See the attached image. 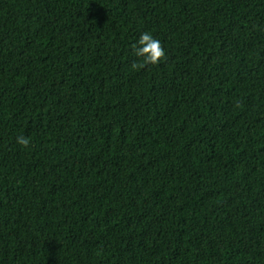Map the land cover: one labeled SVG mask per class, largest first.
I'll return each mask as SVG.
<instances>
[{"label":"trees","instance_id":"obj_1","mask_svg":"<svg viewBox=\"0 0 264 264\" xmlns=\"http://www.w3.org/2000/svg\"><path fill=\"white\" fill-rule=\"evenodd\" d=\"M0 264H264V0H0Z\"/></svg>","mask_w":264,"mask_h":264},{"label":"clouds","instance_id":"obj_2","mask_svg":"<svg viewBox=\"0 0 264 264\" xmlns=\"http://www.w3.org/2000/svg\"><path fill=\"white\" fill-rule=\"evenodd\" d=\"M132 49L135 56L142 58L141 62L133 63V68H143L149 64L158 66L166 58L161 42L154 38L150 32L142 33L138 42L132 45ZM17 143L26 148L29 146L30 140L25 137H19Z\"/></svg>","mask_w":264,"mask_h":264}]
</instances>
